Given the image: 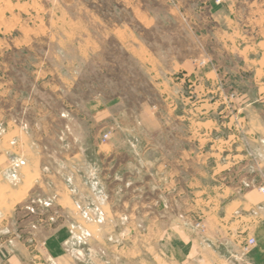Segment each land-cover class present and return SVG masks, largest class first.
Instances as JSON below:
<instances>
[{
  "label": "rangeland",
  "instance_id": "374dc122",
  "mask_svg": "<svg viewBox=\"0 0 264 264\" xmlns=\"http://www.w3.org/2000/svg\"><path fill=\"white\" fill-rule=\"evenodd\" d=\"M12 151L29 165L0 175V252L23 264L182 260L171 201L202 233L209 201L264 187V0H0V169ZM161 162L179 173L175 191L158 190ZM63 225L65 255L46 260L43 241ZM244 243L242 254L256 241Z\"/></svg>",
  "mask_w": 264,
  "mask_h": 264
},
{
  "label": "crops",
  "instance_id": "0c3cea01",
  "mask_svg": "<svg viewBox=\"0 0 264 264\" xmlns=\"http://www.w3.org/2000/svg\"><path fill=\"white\" fill-rule=\"evenodd\" d=\"M72 84H74L73 80H70V87ZM23 133L26 135L24 131ZM16 143L17 141L14 142L12 139L10 146L17 148V145L14 146ZM112 147L113 144L111 142L107 143L106 150L110 151ZM176 157V159L186 164L185 171H187V165L193 156L188 151H183L177 154ZM4 158L7 161V165L0 169V175L2 177L12 175L21 179L23 167L27 164L29 165L25 152L12 151L5 153ZM172 158V156H166L164 159L172 160ZM17 163L21 165L15 168L14 166ZM162 168L165 169L162 170ZM39 172V174H43L42 170H39ZM28 173L33 174L34 169H29ZM158 174L160 176L159 180H162L161 176H163L164 181L163 183L162 181L158 183L159 191L172 192L178 188V172L176 173L173 172V169L166 168L165 163L161 162L159 164L155 163V175L158 176ZM53 175L55 176V173ZM35 183L37 182L35 181ZM192 186V174L189 179L186 175L185 190L188 191ZM219 188L222 193H232L236 192L238 187H229L221 184ZM221 196L223 198L227 197V200L223 203L222 201L220 203V200H212V198V201H209L207 213L203 218L206 228L202 233L196 231L188 221H183L173 214V201L170 202L171 213H169V218L167 217V220H164L169 222L171 231L175 230L177 232L179 240L185 244L186 251L182 260L177 261L170 257L166 262L167 264H193L195 261L200 264H264V194L262 195L259 188H250L238 198L235 196L228 197V194ZM97 206L104 211V216H108L110 205L107 201H101ZM159 206L161 207L162 204H159ZM163 206L166 207V204L164 203ZM241 210H247L248 214H245V217L237 216ZM154 220L155 235L157 236L158 222L161 223L163 220L157 215H155ZM71 230L69 225L59 226L44 239L43 254H45L46 260L55 261L64 257V246L71 236ZM244 231H247L246 234H243ZM160 233H163V231L160 230ZM248 235L254 236L256 244L248 253L242 254L241 244L245 242ZM4 251L5 255H0V264H7V262L11 264L22 263L20 258L12 253V250L6 248ZM155 254L158 255L157 249ZM163 255L165 254L160 252L159 258L161 260Z\"/></svg>",
  "mask_w": 264,
  "mask_h": 264
},
{
  "label": "built area",
  "instance_id": "2783aa9c",
  "mask_svg": "<svg viewBox=\"0 0 264 264\" xmlns=\"http://www.w3.org/2000/svg\"><path fill=\"white\" fill-rule=\"evenodd\" d=\"M106 137H107V135H104V138H106ZM260 191L262 193H264V187L260 188ZM254 244H255V239L253 237H248L247 240L245 241V243L242 246V250L244 252H247V251L250 250V248L252 246H254ZM20 264H23V263H20Z\"/></svg>",
  "mask_w": 264,
  "mask_h": 264
},
{
  "label": "water",
  "instance_id": "95a60500",
  "mask_svg": "<svg viewBox=\"0 0 264 264\" xmlns=\"http://www.w3.org/2000/svg\"><path fill=\"white\" fill-rule=\"evenodd\" d=\"M0 255H1V256H4V255H5V252H0Z\"/></svg>",
  "mask_w": 264,
  "mask_h": 264
}]
</instances>
